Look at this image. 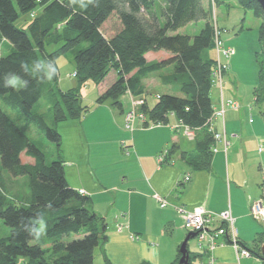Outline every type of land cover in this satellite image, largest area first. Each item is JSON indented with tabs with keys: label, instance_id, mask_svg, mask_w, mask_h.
<instances>
[{
	"label": "trees",
	"instance_id": "1",
	"mask_svg": "<svg viewBox=\"0 0 264 264\" xmlns=\"http://www.w3.org/2000/svg\"><path fill=\"white\" fill-rule=\"evenodd\" d=\"M237 1L263 19L259 40L264 46L262 7L257 0ZM210 4L215 2L210 0ZM33 12L36 15L31 18ZM113 15L122 28L108 38L102 27ZM21 16L30 19L24 28L16 25ZM198 21L205 23L199 34L178 33ZM213 32L212 9H206L203 0H0V95L9 94L6 103L60 151L62 136L56 125L79 120L89 112L80 92L88 82L99 85L111 70L116 71L117 80L99 96L97 104L110 102L120 107V98L127 91L136 97L145 94V77L173 67L162 81L176 86L181 96L161 95L153 108L145 105L142 111L154 124L167 125L175 115L199 130L197 151L184 154L185 159L198 170L209 169L214 136L208 122L214 111L211 93L216 61L208 54L214 50ZM6 42L11 44L10 53L2 56ZM52 46L56 48L50 50ZM161 50L171 57L147 62L146 53ZM68 53L73 55L79 84L63 91L57 61ZM256 59L255 104L264 115V48ZM15 78L22 83L19 89L11 83ZM42 99L50 104L54 128L34 111ZM23 154L34 159V164L24 163ZM0 163V220L10 229V235L0 237V264H94L96 249L108 240V226L88 208L90 199L69 186L64 162L56 158L48 164L43 150L1 108ZM3 171L28 180L31 196L27 204L10 199ZM41 224L44 232L40 235ZM72 236L82 237L70 240ZM263 243L264 232L248 249L262 259ZM198 257L205 258L190 254V264ZM178 258L175 264L181 253Z\"/></svg>",
	"mask_w": 264,
	"mask_h": 264
},
{
	"label": "crops",
	"instance_id": "2",
	"mask_svg": "<svg viewBox=\"0 0 264 264\" xmlns=\"http://www.w3.org/2000/svg\"><path fill=\"white\" fill-rule=\"evenodd\" d=\"M214 2L216 5V0ZM203 5L206 9L213 6L210 0H203ZM115 34L113 29L105 36L111 38ZM208 55L215 57V54ZM169 57L171 54L163 50L145 54L151 64ZM236 58L235 50L229 60L230 70L225 75L227 82L232 80L229 73L234 69ZM172 71L173 67H167L149 74L143 79L145 94L136 97L127 91L120 98V107L110 102L97 104L99 96L117 80L115 71L110 86L105 85L106 78L97 86L98 97L92 106L85 105L89 107L87 114L79 120L56 125L62 136L56 158L65 164L69 186L86 192L85 197L90 199L88 208L108 226V240L96 249L94 264H108L107 261L110 264H175L185 231L189 232L184 217L176 209L178 206L189 210L204 208L213 213L230 211L239 240L249 249L264 232V223L251 212L252 205L263 196L264 182L259 173L264 155H258L257 151L259 145L264 144V119L254 114V90L240 86L237 94L234 89L226 92L224 88V99L240 101L241 108L228 109L224 119H215V130L226 133L230 147L225 150L223 143L217 144L218 152L213 153L209 169L198 170L187 163L184 154L196 153L199 130H195V138L190 140L175 115L170 116L167 125L154 124L147 117L146 123L138 121L132 131L127 130V114L139 110L137 99H145L146 105L153 108L158 99L151 107L149 97L164 95L153 94V88L164 87L167 94L181 96L176 86L162 81V77ZM211 98L214 110L218 111L221 106L219 87H213ZM164 151H169V155L166 162L160 164L158 157ZM186 177L190 180L186 181ZM156 194L168 199L170 205L161 208ZM117 225H122L121 233L117 232ZM131 235L139 239L132 240ZM214 259L215 264H264L256 255L239 256L230 245L216 249ZM207 260L208 257L204 263Z\"/></svg>",
	"mask_w": 264,
	"mask_h": 264
},
{
	"label": "rangeland",
	"instance_id": "3",
	"mask_svg": "<svg viewBox=\"0 0 264 264\" xmlns=\"http://www.w3.org/2000/svg\"><path fill=\"white\" fill-rule=\"evenodd\" d=\"M216 2L217 4L212 6V18H216L219 28L223 31L222 36L226 45L233 46L237 52L234 69H232L229 73L232 75V80L230 82L225 81L224 88L226 89V92L229 89H234L237 94V90L240 88V86L244 87L246 90L253 91L255 90L254 87L259 82V67L256 59L257 53L261 52V50L264 48L259 40V27L262 24L263 19L255 17L251 11L242 8L237 0H216ZM29 20L30 19L28 16H21L16 25L19 28H24L26 27V22ZM119 27L122 28V25L117 15H113L109 22L103 25L102 32L108 36L111 30L114 29L115 32H117ZM203 27L204 21L191 22L185 27L181 28L178 33L194 36L199 34ZM6 43L7 44H3L1 49L2 56H7L10 53L11 44L9 42ZM55 48L56 46H52L50 50ZM210 53L211 55L215 54L213 51ZM57 65L59 68V88L67 91L72 86H78V80L74 77L75 63L73 60V55L68 53L60 57L57 61ZM115 74L116 72L111 70L109 75L106 77L105 85L110 86V84L114 82ZM15 79L19 81V84L14 87L15 89H19L22 83L18 78ZM233 81L234 83L232 84L231 82ZM97 86L98 85L93 82H88L87 85L81 89L80 92L84 101V105L92 106L99 94V89ZM155 92L167 94V91L164 87L153 88V94H155ZM5 96H9V94ZM5 96L0 95V108L19 126L22 131H24L29 136L33 142L37 144V146L43 150L46 155L47 163H52L57 157L56 145L50 142L46 138L45 134L40 131L33 123L26 120L18 110L12 109L6 103ZM149 101L150 106L152 107L157 102V98H155V95L152 97L150 96ZM253 110L257 118L264 119V115L261 114L263 109L259 105L254 104ZM34 111L43 116L50 127H55L50 104L45 99H42L35 106ZM23 162L31 163L34 162V159L23 154ZM259 173L261 182H263L264 173L262 170ZM3 183L5 185V191L12 201L20 204H27L29 202L31 192L29 190L28 180L26 178H13L3 171ZM43 232L44 225L41 224L39 226V234L41 235ZM189 233L190 232L185 231V238L181 245L185 242ZM8 235H10V229L0 220V237H6ZM81 237L82 236H72L70 240ZM188 246L191 256L202 253L196 238L191 239ZM205 261L206 258L201 259L199 257L193 260L194 264H202V262L204 263Z\"/></svg>",
	"mask_w": 264,
	"mask_h": 264
},
{
	"label": "built area",
	"instance_id": "4",
	"mask_svg": "<svg viewBox=\"0 0 264 264\" xmlns=\"http://www.w3.org/2000/svg\"><path fill=\"white\" fill-rule=\"evenodd\" d=\"M214 2V0H213ZM36 15V12H33L31 18ZM213 25V43H214V53H215V68L212 73L213 87H219L221 90V106L218 111H213V114L208 122V127L210 132L214 136V145L212 152H218L217 144L223 143L225 145V150H228L230 147V142L225 132L222 134L218 133L214 127V121L216 118L224 119L226 111L228 109L238 110L241 108V103L235 99H224L223 91L225 84V75L230 70L229 60L235 54V50L227 46L223 39V31L219 28L216 18H212ZM75 77V74H74ZM160 95L157 96L159 100ZM137 106L139 110H132L126 116V128L127 130H133L138 121L146 123L147 115L142 111V108L146 105V101L143 98L137 99ZM182 123V122H181ZM183 126L184 135L193 140L195 138V129L186 124H181ZM123 147L128 151L125 144ZM129 153V152H128ZM258 153L264 155V144L259 145ZM169 155V151H164L158 157L159 163L163 164L166 162ZM262 171L264 173V164L262 165ZM186 181H189L190 178L186 177ZM263 193H264V182H263ZM82 196L86 195L84 190L79 191ZM156 201L159 203L161 208L168 207L170 201L158 194L155 195ZM177 211L184 217L186 221V226L190 233L195 234V238L198 241L199 247L202 250V255L208 257V260L204 264H215L214 252L219 247L230 245L241 257L250 258L253 256V253L245 247L239 240L237 231L235 229V219L233 218L230 211L223 213H213L205 210L204 208H196L194 210H189L183 206H178ZM252 215L258 221L264 223V194L262 198L255 202L251 207ZM123 231L122 225H117V232L121 233ZM132 240L139 239L136 235H131Z\"/></svg>",
	"mask_w": 264,
	"mask_h": 264
},
{
	"label": "water",
	"instance_id": "5",
	"mask_svg": "<svg viewBox=\"0 0 264 264\" xmlns=\"http://www.w3.org/2000/svg\"><path fill=\"white\" fill-rule=\"evenodd\" d=\"M257 2L260 4L264 11V0H257ZM195 234L189 233L187 236L185 242L182 244L180 248V253H181V259L178 264H190V254L188 252V243L191 239L195 238ZM262 260L264 262V243L262 245Z\"/></svg>",
	"mask_w": 264,
	"mask_h": 264
},
{
	"label": "clouds",
	"instance_id": "6",
	"mask_svg": "<svg viewBox=\"0 0 264 264\" xmlns=\"http://www.w3.org/2000/svg\"><path fill=\"white\" fill-rule=\"evenodd\" d=\"M14 86L18 85L19 84V81L14 79L12 82H11Z\"/></svg>",
	"mask_w": 264,
	"mask_h": 264
}]
</instances>
